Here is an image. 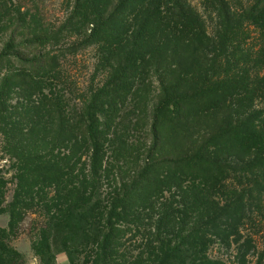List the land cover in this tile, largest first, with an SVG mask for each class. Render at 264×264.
<instances>
[{"label": "rangeland", "instance_id": "1", "mask_svg": "<svg viewBox=\"0 0 264 264\" xmlns=\"http://www.w3.org/2000/svg\"><path fill=\"white\" fill-rule=\"evenodd\" d=\"M119 1L95 0L90 16L106 18ZM188 2L203 19L210 42L200 46L188 41L167 44L164 52L161 49L148 61L150 67L144 69L143 79L114 98L117 110L111 116L110 129L99 125L90 131L80 116L114 74L127 46L104 61L97 42L85 44L92 27L89 15L86 19L75 14L77 0H0V54L6 44L11 46L5 51L7 57L0 59V227H7L9 205L24 195L23 168L73 170V176L59 184L56 177H47L39 185L31 183L40 190L34 194V203L22 209L11 239V245L24 255V264H40L31 244L57 205L65 208L82 191L89 192L91 148L86 138L90 132L103 138L100 221L108 218L116 226V264H155L162 236L174 241L194 231L201 234L205 254L216 264H264V168L257 170V184L249 186L243 197L241 217L234 211L236 196L231 191L239 184L213 187L207 197L210 201L194 212L184 206L187 197L176 174L167 166L160 169V161L195 154L226 128L246 126L251 107L264 112V98H254L244 107L235 101L229 110L225 106L207 113L185 109L183 117L166 109L158 116L156 137L152 135L154 110L164 96L162 86L182 74L188 75L186 90L198 85L199 74L212 71L219 49L224 27L217 10L208 0ZM225 2L230 25L245 34L240 45L226 47L223 59L214 58L219 77L236 75L243 66L252 68L260 40L254 24L246 18L261 1ZM35 38L42 41L36 43ZM34 56L39 65L33 69L24 68L17 59ZM255 116L263 122L255 117L254 124L264 126V113ZM260 155H264V146L258 152H246L231 141L215 149L214 157L242 166ZM22 161L26 163L20 165ZM146 163L155 164L156 171L141 185L134 179ZM131 183L132 195L138 197L137 188L144 192L147 187L146 195L143 200L129 196L130 206L121 205L117 200ZM91 254L84 264H97L98 257ZM66 263L65 253H58L56 264Z\"/></svg>", "mask_w": 264, "mask_h": 264}, {"label": "trees", "instance_id": "2", "mask_svg": "<svg viewBox=\"0 0 264 264\" xmlns=\"http://www.w3.org/2000/svg\"><path fill=\"white\" fill-rule=\"evenodd\" d=\"M94 1L77 0L78 8L76 7L75 14L80 13L84 18L90 16L94 7L91 3ZM260 1V6L250 12L246 18L254 24L260 39L253 67L243 66L236 75L219 77L216 73L219 65L215 64L214 58L223 59L221 53L226 47L232 45L231 43L240 45L245 33L240 27L230 25L225 0H208L217 10L224 27L219 49L212 60L213 69L199 74V84L188 90L184 87V83L188 81L187 74H182L175 81L162 86L164 96L154 110L155 117L151 126L153 136L156 137L158 120H160L158 116H163L166 109L176 111V116L183 117L181 113H184L185 109H199L207 113L225 106L229 110L230 105L235 101H238V107H244L254 98H264V0ZM88 20L92 28L84 42L85 44L97 42L104 61L127 46L122 51L125 52V56L118 62L114 74L92 96L80 116V119L84 118L83 124L85 123L84 126L90 131H96L99 125L110 129L111 116L117 110L113 103L114 98L126 94L133 85L136 86L143 79L144 69L150 67L148 61L155 54H160L161 49L164 52L167 44L191 42L200 46L206 41L210 42L203 19L188 0H120L106 18L98 20L95 15H91ZM41 41V38L34 39L36 43ZM9 47H11L9 44L5 45L0 59L7 57L5 51ZM17 59L24 68L33 69L39 65L36 62L37 56L30 59L17 57ZM42 71L45 73L44 70ZM243 94L246 97L241 98ZM250 111L252 113L246 126L233 125L226 128L215 138L203 143L195 154L175 160L160 161V169L166 166L171 168L178 178V183L183 185L187 197L184 206L188 210L197 211L204 203L210 201L207 197L213 187L231 186L227 184L228 182L239 184L236 186L238 189L231 188L233 195L236 196L234 203L237 207L234 211H238L240 217L244 214L243 197L250 190L249 186L257 184V170L260 167L264 168V155L242 166L216 161L214 155L215 149H220L221 144L226 145L231 141L241 151L258 152L262 149L264 126L254 124V118L256 113L260 116L264 112H257L253 107ZM97 114L103 118L99 120ZM259 122L261 124L263 121L259 120ZM101 138L94 132H90L86 138V143L91 148L88 169L91 178L89 192L82 191L81 195L73 199V202L67 204L65 208L57 205L56 210H53L40 226L32 241L33 252L38 256L40 264H56V255L61 252L67 257L66 264H84V259L91 253L94 258L98 257L97 264L117 263L114 248L118 244L115 238L116 226L108 218L102 223L100 221L102 209L99 184L103 148V138ZM25 163L26 161H22L20 165ZM66 169L38 167L21 170L27 180L24 182V195L18 197L16 203L9 205L7 227H0V264L25 263L24 255L11 245V239L23 213L22 209L34 203V194L40 190L33 188L31 183L39 185L47 177H56V184H59L60 180H67L73 176V170ZM155 171V164L146 163L134 181L142 185L155 175ZM133 183L126 189L127 192L119 196L117 202L121 205L126 203L130 206V197L143 200L146 195L147 187L144 192L143 188H137L138 197L132 195L130 188ZM30 190L33 194H30ZM124 199L128 200L129 205ZM159 244L160 253L155 264H216L207 258L205 243L197 231L180 236L174 241L171 237L162 236ZM90 262L92 263L93 259Z\"/></svg>", "mask_w": 264, "mask_h": 264}]
</instances>
